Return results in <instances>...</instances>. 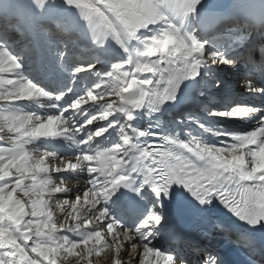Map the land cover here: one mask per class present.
<instances>
[{"label":"snow or ice","instance_id":"snow-or-ice-1","mask_svg":"<svg viewBox=\"0 0 264 264\" xmlns=\"http://www.w3.org/2000/svg\"><path fill=\"white\" fill-rule=\"evenodd\" d=\"M66 4L95 22L97 38L106 34L114 35L118 42L137 38L142 51L133 61L116 63L107 74L110 83L98 84L62 104L65 94L53 95L25 78L19 58L0 47V132L7 127L15 134L10 146L0 147V264H57L62 255L64 259L74 255L75 264H92L91 258L99 257L104 249L114 250L112 264H177L175 256L151 243L161 215L148 211L140 219L142 210L135 200L127 202L120 217L112 215L107 204L123 187L146 195L148 186L161 196L167 195L173 184L183 185L202 205L219 199L250 228L264 224V117L250 130L233 132L197 122L203 132L217 138L213 142L189 131L185 141L165 135L162 144L144 143L146 135L159 134L146 133L131 123L136 110L149 106L155 112L175 101L178 94L194 104L192 89L203 87L206 79L202 69L209 63H231L216 52L206 54L204 43L195 34L182 33L163 10L177 16L192 14L201 0H66ZM222 24L221 17L211 14L202 20L209 30ZM93 67L82 65L75 72ZM144 74H151V78ZM245 87L264 91L251 88L250 81ZM42 98L54 100L52 107L59 114L41 115L16 107L18 101L38 102ZM86 108L96 111L86 112ZM69 111H81L85 119L75 123L65 115ZM258 111L237 103L227 111L210 114L236 121ZM97 121L106 124L87 129ZM105 134L118 140L109 139L111 147L102 146L95 138ZM61 136L87 151L76 156L75 162L61 160L63 166L54 169L48 161L60 159L57 153L45 151L33 160L26 151V145L39 138ZM81 169L88 173L86 189H76L82 194L75 196V202L64 200L57 205L61 212L65 205L71 209L67 215L74 223L57 227L50 200L72 189L63 186L61 177L55 183L49 173ZM25 180L31 183L25 184ZM18 191L20 197L15 196ZM62 231L75 238L62 235ZM169 236L177 242L183 239L174 229L169 230ZM242 246L264 255V239L250 235ZM122 252L128 257L126 262ZM206 264L216 261L209 257Z\"/></svg>","mask_w":264,"mask_h":264},{"label":"bare ground","instance_id":"bare-ground-1","mask_svg":"<svg viewBox=\"0 0 264 264\" xmlns=\"http://www.w3.org/2000/svg\"><path fill=\"white\" fill-rule=\"evenodd\" d=\"M206 1H207V3L209 4V6L211 8H214L216 10H221L222 7H224V8L228 7V8L233 9L234 11H243V6L245 7V4L248 1H253V3H256V4L258 2V0H247V1H245V0H218V1L206 0ZM21 6H22L21 0H0V21L4 19L3 15H2L4 10H6V11L8 10L11 13H12V10H14L15 13L19 15V10L21 9ZM163 10L165 11L166 15L169 16V22L176 24L180 28V30L182 31L183 27H182V24H181V21H180L181 15L177 16L174 13L170 12L167 8H164ZM15 18H16L15 19V23H17L18 21H21L20 16H16L15 15ZM77 18H78V25L81 26L82 23H83L84 26L86 27V33H89L91 31V29L95 25L94 21H89V20L84 19L83 14L79 10L77 11ZM164 26L165 25L163 23H161L159 25L160 28H163ZM49 27L51 28V32H50L51 34H50V36H48L50 38V37L53 36L54 24L50 25ZM259 27L260 26H256V29H259ZM30 33L31 32L26 31L25 38H27V37H31L32 38L31 41H32V44L34 45L36 65L29 72L30 75H28V72L23 67L20 70L21 74L25 78L31 80L34 83H37V82L38 83H42V84H44L46 86H49L50 89H52V87H53L52 91H54V92L55 91L57 92L59 90L62 91L63 88H65L64 82H65L66 77L68 76L67 70L62 65L56 66V67L53 66L50 60H45L43 62V58H46L48 56L46 54H44L38 48L37 45H38L39 41L36 38H34ZM70 33H72V32H70ZM104 36H110L108 41H107V46H106V49L109 52V54L116 55L117 53H119V54L122 53L123 55L127 56V58H126L127 62L135 60L137 58V54L140 51H142V45L140 44V40L137 39V38H128V39L122 40L121 42H118L116 37L114 35H112V34H106ZM104 36H101L99 38H97V36H95L94 38H96V40L100 39L98 42L101 43L103 41ZM25 38H23V39H25ZM4 40H5L4 43H6V46H4V47L0 46V47L8 50L10 53L13 54V50H10L11 48L9 47L11 45L12 39L7 37V39L5 38ZM63 40H65V39H63ZM230 56H234V53L231 52ZM242 56L244 57L245 54L242 55ZM71 60H72V62H76V61L79 62L82 59L78 58L75 54H73V55H71ZM226 60L231 61V63H221L220 67L218 69V70H221L223 73L230 72L232 70V67H233L232 66V61H238L239 58H234L233 60H229V59H226ZM95 62H97V60H95L94 62H89L87 64H79V65L80 66H82V65H90V64H94ZM224 64H225L226 68H224ZM94 66H95L94 67V69H95L96 66H99V65H94ZM102 66H104L103 63L100 64V67H102ZM217 66H218L217 63L216 64L209 63V64H207V68L206 69H202V72L205 71V70L216 71L217 70L216 69ZM144 75H147V76H149V78H151V74H144ZM48 79L53 81V83L51 85H49L47 83ZM225 80L226 79H223L222 82H225ZM226 82L224 84V87L227 84ZM227 89L228 88L226 87L225 90H226V92H227V94L229 96H232L233 94H235V92L232 89H230V90L229 89L227 90ZM195 91H196V88L192 89V93L195 92ZM241 100H242V98L239 97L238 99H232L231 102L234 101L233 104H237L238 102L239 103H243ZM41 101H42V104H39V103H41ZM64 102H66L65 99L61 103L63 104ZM16 103H17L16 106H20L19 104H22V103H24V104L29 103L30 106L34 105L36 108L33 109V112H37L38 114H41V115H52L53 112L55 113L54 110L56 109V108L52 107V105L54 104L53 100L52 99H47V98H42L38 102H34V101H18ZM2 104H3V102H0V105H2ZM184 104H186V102L178 94L175 101H171L169 103L163 104V105L159 106V109L161 107V112H163L164 116L168 117V118H166L168 121H169L170 117L178 119V121H176V124L178 126V130L182 133V135H185L186 138L189 139L188 132L189 131L191 132V130L189 129V125L186 124L185 122H183L182 119H181L182 110H180V111L178 110L180 107H183ZM243 104H245V103H243ZM247 105H251V106L257 108L259 111L257 113H255V114H252V115L242 119V120H236V121H233V120H230V119H226V118H220V117L219 118H215L214 119V126L219 128V129L226 128V129H235V130H239V131H244V130H248L250 128L255 127V125L257 123V119H258V115L257 114L261 113V112H264V107H263L264 106V101L262 102L261 105L250 103V102ZM44 108L46 110H42ZM213 109H215V108H213ZM145 111L146 110H143V107L141 109H138V110L135 111L134 119H133V121L131 123L133 125H135L136 128L139 127L137 125H138V123L140 121L144 122V113H145ZM213 111H215V110H213ZM68 113L69 112L65 113V115L67 116ZM76 120L77 119L74 118L73 121L75 122ZM173 122L174 121H170L169 123H173ZM4 137H7L8 139H12V138L14 139L15 134L8 132L7 127H6V130H4L3 132H0V144H2L1 138H4ZM63 139L69 140V139H67L65 137H62V136L61 137H54V138H49V137L43 138L42 137V138L37 139L32 144L26 145V147L31 148L32 152L34 151V153L37 152V150H38V152L41 155L38 156V155L34 154L33 156L39 157V158L42 157V152H45V151L57 153V155L60 157V159H56V160L49 159L48 163H51V161H54V162H57V165H59V167H62L63 165L61 163V160H69L70 159L73 162H75V157L79 153H81L80 151L82 149V147L78 143L74 142L73 140H69L70 143L72 144V147H73V153L69 152V151H72V149L70 148L69 144L66 143L65 140H63ZM10 145H11V143H10ZM58 145L59 146H63L64 148H61ZM26 151H27V149H26ZM85 151H87L86 148H85ZM84 152L82 151V155L84 154ZM68 154H70L69 157H67ZM30 156H32V155H30ZM31 158L33 159V157H31ZM58 160H60V161H58ZM87 174L88 173H87L86 170L81 169V170H77V171H68V172L57 173L56 175H54V178L57 179L56 182H59V177L64 179V183L65 182H69V180L75 179V178H77L76 181L79 182L83 178H85V176H87ZM86 178L88 179V177H86ZM87 179L82 180L81 184H79L76 181H72L70 183V185H67V183H66V185H63V186L72 189V191H70L67 194H55L54 198H58L60 200V202H62L64 200H68L69 203L75 202V196L77 194H82V193H78L76 191V189L77 188H80L82 190L86 189V187H87ZM27 182L31 183V180H25L24 181L25 184ZM145 187H146L147 194L144 195V196H148L147 197L148 201L151 202L152 199L149 196V194H151L149 192V191H151V188L148 187V186H145ZM131 190H135V189L134 188H130V187H126L124 189V191L119 190L110 199V201L107 204V207L109 208V210H110V212L112 213L113 216H115V217H120L121 216L120 213H119L120 207L117 205L118 204L119 195L121 193H123V192L131 191ZM141 191H144V190L142 189ZM15 196L16 197H20L21 196L20 192L19 191L16 192ZM64 208H65L64 212L60 211L59 213H56V216L54 217V220H53L54 223H60V225L65 224L66 221H69L70 224L73 223V220L71 219V217H69L67 215L68 212L71 211V209L69 207H67V205H65ZM58 227H60V226H58ZM89 227H91V225H89ZM161 231H160V233H162ZM61 234L62 235H68L69 233H65V232L62 231ZM71 235H72V233H71ZM73 238H75V237L73 236ZM161 238L162 237H160V235L155 234L154 236H152L151 243L157 248H163L164 247V248L168 249L167 252H170L173 256L176 257L177 264H192V262H193V260L195 258L193 259L191 257V258H189L187 260V257L186 258H182L183 256H185L183 254L176 255V253L173 252L169 247H167L165 245L162 246V245L159 244L158 241L161 240ZM106 239L110 240L109 237H106ZM29 244H31V241H29ZM77 250H80V249L78 248ZM104 250L105 251L101 252V255L99 257H95V260L97 261L98 264H112V259H114V250H109V249H104ZM122 257H123L124 261L126 262L128 257L125 254V252H122ZM57 264H65V263L64 262H59V259H58L57 260ZM70 264H72V263H70Z\"/></svg>","mask_w":264,"mask_h":264},{"label":"rangeland","instance_id":"rangeland-1","mask_svg":"<svg viewBox=\"0 0 264 264\" xmlns=\"http://www.w3.org/2000/svg\"><path fill=\"white\" fill-rule=\"evenodd\" d=\"M215 1H218V0H215ZM245 1H247V0H245ZM21 3H22V6H21V9L19 10V15L16 14L14 10H12V13H11L12 15L10 14L11 17H13V18H9L10 15L7 16L8 12L6 10H4L5 14L2 13L4 19H3V21L0 22V37H1L0 38V46H2V47L6 46V43H4V41H5L4 39L7 37L6 29L8 28V30H9L11 28L7 24V22H8L7 17L9 18L10 21H12L13 19H15V15L20 16V18L22 20V27L20 28L21 34H19V35H22V34L24 35L25 34V28L27 29V28L31 27L30 30L33 32L32 36L34 35L36 37V39L39 41L38 48H40V50H42L44 54H46L47 56L48 55L50 56V58L52 59L51 60L52 63L62 64L65 67L67 66V69H70L72 67L71 54L75 52V49H73L74 51H71L72 48H70L68 51V47H66L65 45H62L61 43H58V41L54 37H52L51 39L49 37L44 39L47 36L45 34L47 31L46 27L48 25H52V24L57 23V24L61 25L62 27L64 26V28L67 25H70L71 29L74 30V28H72V26H74L76 24V21L73 19H76V16H75L76 12L78 10L79 11H81V10L75 8L74 6H68L66 4V0H21ZM230 13H232V11H230V9L228 7L227 8L222 7L221 10H216L214 8H211L206 0H201V4L198 6L197 11L195 13L187 14V15H181L180 21H181V24L183 27L181 32L182 33L195 34L197 36V38L202 43H204V45H205L204 50L207 52L210 51V48H216L220 44V41H217V39H215L216 36L213 37L212 33L213 34L219 33V35H222V37L224 39H226L227 42H231V44L233 43L236 45L237 42L236 41L233 42V41L237 40V36H239V34H240L239 32H242V31H240L238 28H234V27H232V25L228 24L229 20L232 18L231 15H229ZM209 14L219 16L222 18V20H224L222 26L219 27L218 29L213 30L214 32H212V30H209L208 28H206L205 26L202 25L203 18ZM54 16H56V18ZM52 19H55L56 22L49 23V21H51ZM67 20H69V22L71 21V23L69 24V22H67ZM77 20H78V18H77ZM9 24L12 25V22ZM15 24H17V23H15ZM65 30H68V29H65ZM203 32H207L208 35L204 36ZM243 35H244V33H242V36H239L241 38V41H244V39L246 40L247 36L246 35L243 36ZM21 40L22 39H20V38L16 39V40H12L11 45L9 46L11 49L10 48L9 49L13 50V55H15L19 58V61L22 65V67L28 72V75H30L29 72L31 71V67L33 66V63L35 60V54L33 51L34 47H33V44H31L30 42L28 45L24 46L21 43ZM231 40H233V41H231ZM76 41L77 40H75V42ZM240 43H242V42H240ZM211 45H212V47H211ZM126 58H127V56L123 55V54L117 53L116 56L114 55L111 58V60H109V62L107 64V69L104 72L105 74H102V75L97 74L96 72H91L89 74L88 73H76V72L72 73L70 79L67 80V83L69 85H68V88L66 90V94H68L69 92L76 91L77 92L76 98H78V97L84 95L88 90L95 88L98 84L110 83V81H108V79H107V74L113 72V66L116 63H127V61L125 60ZM82 87L84 88L83 90H82ZM65 88H66V84H65ZM65 88H63V90ZM59 91H57V92H59ZM198 93H202V92H198ZM209 97H211L210 94H209ZM65 100H66V102H64L63 104L68 103V100L67 99H65ZM203 101H205V99ZM27 104L30 105L29 103H27ZM39 104H42V101ZM205 104L206 103L203 102V106H205ZM19 105L20 106H17V108L22 109L21 106L23 104H19ZM85 107H87V106H85ZM42 110H46V109L44 108ZM85 111L86 112L87 111L94 112V111H96V109L95 108H92V109L86 108ZM53 114H55V113L53 112ZM72 114L79 117L81 119V121L85 119V115L81 111H74V113L72 112ZM209 114H210V112H209ZM257 115H258V118L264 117V112L258 113ZM75 119H77V118H75ZM204 119H206V120H200V119H195V120L199 121L200 123H204L205 125H207V123H209V120H208V118H205V117H204ZM105 124H106L105 121H97V122H95L94 125H87V129L88 130H94L95 127L105 125ZM212 125L214 126V120H213ZM192 127L194 128V131H196V132L199 131V133L202 135V137L208 138L211 142H213L214 140L217 139L216 137L210 135L209 133L203 132L198 126H192ZM215 128L218 130L227 131V132L239 131V130H235V129H226V128L219 129L217 127H215ZM250 129H248V130H250ZM4 130H6V127L4 128ZM110 138H108L107 134H105V137L95 138V140L97 143H100L102 146H107L106 142ZM208 139L207 140L203 139V140L205 142H209ZM3 140H6V139L4 138ZM13 140H14L13 138L9 139L11 144L13 143ZM63 140H65V139H63ZM117 140L118 139H116L114 141H117ZM65 142L68 143L70 148L72 149V151H69V152L73 153V147H72V144L70 143V141L65 140ZM0 147H7V146L4 144H0ZM59 147L64 148L63 146H59ZM26 149L30 153V155H32L31 157H33V160L39 159V157L33 156L34 154H36L38 156L41 155L38 152V150H37V152L34 153V151L32 152L31 148L26 147ZM82 149L80 151L81 154L79 153L77 156H82V151L84 152L85 148L82 147ZM43 154H44V152H42V156H43ZM69 155L70 154H68L67 157H69ZM58 161H60V160H58ZM48 164L51 168H55L57 166L59 167V165H57V162H54V161H51V163H48ZM86 177H88V174H87V176H85V178ZM76 179L77 178L71 179V180H69V182H65L63 185H66V183H67V185H70V183L72 181H76ZM76 182H78V181H76ZM56 183H59V182H56ZM78 183L81 184V181H79ZM26 184H30V182H27ZM45 199H47V196H45ZM62 202H60V200L58 198H54V197L50 200V203L53 206L52 211H53L54 217L56 216V213L60 212V208L57 205L63 204ZM73 223H74V221H73ZM56 225H57V223H56ZM89 246H91V243L89 244ZM76 251H80V250L76 249ZM104 251L105 250H103L102 252H104ZM95 257L96 256H93L91 258L92 264H98L97 261L95 260ZM192 258L194 259V257H192ZM75 261H76V257L74 255L68 256L67 259H64L63 255L59 258V262H64L65 264H68V263L69 264L70 263L75 264ZM82 264H83V262H82Z\"/></svg>","mask_w":264,"mask_h":264}]
</instances>
